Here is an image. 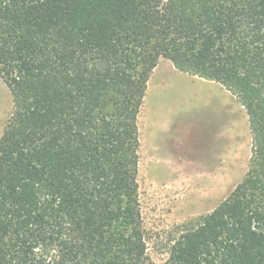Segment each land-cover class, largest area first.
Instances as JSON below:
<instances>
[{"label":"trees","instance_id":"obj_1","mask_svg":"<svg viewBox=\"0 0 264 264\" xmlns=\"http://www.w3.org/2000/svg\"><path fill=\"white\" fill-rule=\"evenodd\" d=\"M160 59L229 91L252 141L164 264H264V0H0V264H151L138 116Z\"/></svg>","mask_w":264,"mask_h":264},{"label":"rangeland","instance_id":"obj_2","mask_svg":"<svg viewBox=\"0 0 264 264\" xmlns=\"http://www.w3.org/2000/svg\"><path fill=\"white\" fill-rule=\"evenodd\" d=\"M10 107L0 78V134ZM138 130L146 252L151 264H164L183 225L211 212L242 180L251 156L248 118L221 85L160 59L147 84Z\"/></svg>","mask_w":264,"mask_h":264},{"label":"crops","instance_id":"obj_3","mask_svg":"<svg viewBox=\"0 0 264 264\" xmlns=\"http://www.w3.org/2000/svg\"><path fill=\"white\" fill-rule=\"evenodd\" d=\"M200 79V78H199ZM11 112V107H10V110H9V113ZM163 127V126H162ZM162 127H156V128H154L155 130H157V129H159V130H162ZM166 130H168V129H166ZM0 136H1V134H0Z\"/></svg>","mask_w":264,"mask_h":264}]
</instances>
